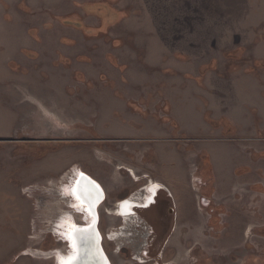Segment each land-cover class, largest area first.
<instances>
[{
	"label": "rangeland",
	"instance_id": "1",
	"mask_svg": "<svg viewBox=\"0 0 264 264\" xmlns=\"http://www.w3.org/2000/svg\"><path fill=\"white\" fill-rule=\"evenodd\" d=\"M209 147L241 157L225 196ZM146 152L177 161L184 211L192 185L221 206L211 264H264V0H0V264H55L70 169L114 188Z\"/></svg>",
	"mask_w": 264,
	"mask_h": 264
},
{
	"label": "flooded vegetation",
	"instance_id": "2",
	"mask_svg": "<svg viewBox=\"0 0 264 264\" xmlns=\"http://www.w3.org/2000/svg\"><path fill=\"white\" fill-rule=\"evenodd\" d=\"M127 158L135 169L130 172L120 168L123 174L128 173V182L108 188L112 175L105 178L102 173L78 167L70 169L64 185L70 187L72 179L81 174L101 188L103 198L98 202L97 197H92L91 205L96 207L97 230L110 264H211V252L200 246L198 234L200 210L213 214L221 207L211 205V193L192 185L191 206L184 211L178 178L164 181L159 172L162 164L154 162L147 152L139 160ZM71 202L67 197V213H74ZM74 220L77 225L85 224L81 215L74 214ZM71 226L68 224L67 231ZM65 247L67 252V244ZM113 253L116 255L112 258Z\"/></svg>",
	"mask_w": 264,
	"mask_h": 264
},
{
	"label": "water",
	"instance_id": "3",
	"mask_svg": "<svg viewBox=\"0 0 264 264\" xmlns=\"http://www.w3.org/2000/svg\"><path fill=\"white\" fill-rule=\"evenodd\" d=\"M67 190L66 197L71 199L74 213H68V222L73 224L67 231L66 228L58 230L55 236L67 244L66 254L55 252V264H110L105 255L101 237L97 230V213L95 205H91V198L97 197L98 202L103 198L101 188L87 176L78 174L72 179L70 187L63 186ZM95 190V191H94ZM71 191V192H70ZM74 214L83 217L84 225H77ZM62 257V261H59Z\"/></svg>",
	"mask_w": 264,
	"mask_h": 264
},
{
	"label": "crops",
	"instance_id": "4",
	"mask_svg": "<svg viewBox=\"0 0 264 264\" xmlns=\"http://www.w3.org/2000/svg\"><path fill=\"white\" fill-rule=\"evenodd\" d=\"M223 150V149H222ZM206 153L209 154V156H211V160H212V166L214 167V174L216 177V181L218 184V190L217 192L220 195H226L229 194L232 190V187L235 186L234 185V178L231 177V173L230 169L232 170V161H236V159L240 160V156L239 155H235L233 154L231 151H227V149L224 148L223 152L218 151L216 149H211V147L207 148ZM160 155V154H159ZM222 158V159H221ZM171 159V158H169ZM220 159V160H219ZM222 161L223 165L221 168H219L220 166H218V163ZM159 162L161 164H165L167 165L168 163L172 165V163H175V167H169L167 169H165V173H161L162 175V179L164 181H168L171 182L173 179V176H175V178H178V164L176 163L177 161H173L171 160V162H168V158L165 156V158L163 156H159ZM183 168V167H182ZM229 170V171H228ZM183 172V169H182ZM225 182H228L227 186L225 185ZM240 183V182H238ZM247 227H250L249 225ZM246 227V228H247Z\"/></svg>",
	"mask_w": 264,
	"mask_h": 264
},
{
	"label": "trees",
	"instance_id": "5",
	"mask_svg": "<svg viewBox=\"0 0 264 264\" xmlns=\"http://www.w3.org/2000/svg\"><path fill=\"white\" fill-rule=\"evenodd\" d=\"M84 11L86 13H89V14L97 15V16H99L102 19H105V20L107 19V21H109V22H110L111 19H114V17L116 16L112 12V10L110 11V9L108 7L100 5V4L87 6V7H85ZM80 28L83 31H85V33L96 31V30L85 28L83 26H81Z\"/></svg>",
	"mask_w": 264,
	"mask_h": 264
},
{
	"label": "bare ground",
	"instance_id": "6",
	"mask_svg": "<svg viewBox=\"0 0 264 264\" xmlns=\"http://www.w3.org/2000/svg\"><path fill=\"white\" fill-rule=\"evenodd\" d=\"M71 192V191H70Z\"/></svg>",
	"mask_w": 264,
	"mask_h": 264
}]
</instances>
